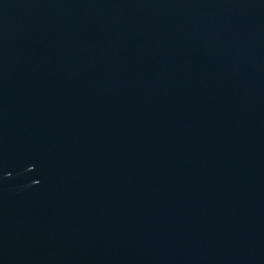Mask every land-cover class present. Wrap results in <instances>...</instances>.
<instances>
[{
  "label": "water",
  "instance_id": "obj_1",
  "mask_svg": "<svg viewBox=\"0 0 264 264\" xmlns=\"http://www.w3.org/2000/svg\"><path fill=\"white\" fill-rule=\"evenodd\" d=\"M0 264H264V0H0Z\"/></svg>",
  "mask_w": 264,
  "mask_h": 264
}]
</instances>
